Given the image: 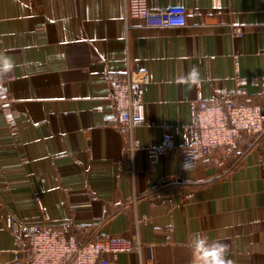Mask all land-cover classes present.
Returning <instances> with one entry per match:
<instances>
[{
    "label": "crops",
    "instance_id": "obj_1",
    "mask_svg": "<svg viewBox=\"0 0 264 264\" xmlns=\"http://www.w3.org/2000/svg\"><path fill=\"white\" fill-rule=\"evenodd\" d=\"M148 5L184 6L188 23L144 28L125 18L124 0H0V53L16 65L2 76L18 124L12 132L0 111V264H26L15 257L8 215L71 222L80 239L141 242L140 254L111 264H201L212 253L195 249L197 234L209 248L228 245L231 264H264V135L256 144L243 135L249 148L225 174L215 164L183 170L178 149L156 162L147 153L166 132L181 142L175 128L188 120L190 100L235 89V55L241 75L264 76V0ZM130 60L149 73L135 150L106 123L109 75L125 74ZM248 91L264 111L261 88Z\"/></svg>",
    "mask_w": 264,
    "mask_h": 264
},
{
    "label": "built area",
    "instance_id": "obj_2",
    "mask_svg": "<svg viewBox=\"0 0 264 264\" xmlns=\"http://www.w3.org/2000/svg\"><path fill=\"white\" fill-rule=\"evenodd\" d=\"M124 14L126 19H139L144 28H174L188 23L184 6L152 9L148 0H124ZM234 31L243 34L239 26H235ZM234 59L237 68L235 89L217 88L211 99L200 95L190 100L188 120L175 128L182 134L181 142L177 144L166 132L160 145L147 150L152 162L158 161L162 154L178 149L182 154L183 170H186L184 162L188 161L187 170L198 164H215L225 174L233 170L236 160L244 154L242 136H252V142L256 144L264 135V111L261 105L252 101L248 91L250 86H259L264 93V76L241 75L238 55ZM8 81L0 76V90H6V98H0V111L5 120L8 112L13 113L14 123L7 120L6 123L12 132H16L18 124L13 101L8 95ZM148 82V71L141 69L136 60L129 61L125 74L109 75L114 114L106 118V123L130 136L132 150L140 147L134 132L146 121L144 92ZM6 227L14 235L15 257H22L26 264H111L120 253L140 254L143 249L137 238L132 241L115 237L98 240L92 236L80 239L71 222L52 227L46 223L26 224L8 215ZM77 229L81 232L87 228L77 226Z\"/></svg>",
    "mask_w": 264,
    "mask_h": 264
},
{
    "label": "clouds",
    "instance_id": "obj_3",
    "mask_svg": "<svg viewBox=\"0 0 264 264\" xmlns=\"http://www.w3.org/2000/svg\"><path fill=\"white\" fill-rule=\"evenodd\" d=\"M14 61L7 55L0 53V76L7 74L15 68ZM195 74V69H194ZM0 98H6V90H0ZM6 120L9 123H14V117L12 112L6 114ZM188 161L184 162L183 167L187 170ZM193 245L197 251L209 250L211 256H202L201 264H231V261H226L225 255L228 249V245L223 243H214L209 248L205 238H202L197 234L194 237Z\"/></svg>",
    "mask_w": 264,
    "mask_h": 264
},
{
    "label": "trees",
    "instance_id": "obj_4",
    "mask_svg": "<svg viewBox=\"0 0 264 264\" xmlns=\"http://www.w3.org/2000/svg\"><path fill=\"white\" fill-rule=\"evenodd\" d=\"M247 148H249V146L246 148H243V151L245 152L247 150ZM92 238H94V236H92ZM94 239H96V238H94Z\"/></svg>",
    "mask_w": 264,
    "mask_h": 264
}]
</instances>
